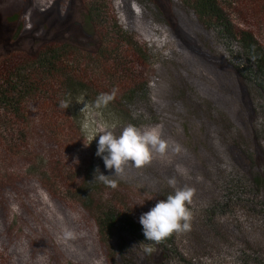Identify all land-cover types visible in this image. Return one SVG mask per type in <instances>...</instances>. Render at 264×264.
Returning <instances> with one entry per match:
<instances>
[{
  "label": "trees",
  "instance_id": "obj_1",
  "mask_svg": "<svg viewBox=\"0 0 264 264\" xmlns=\"http://www.w3.org/2000/svg\"><path fill=\"white\" fill-rule=\"evenodd\" d=\"M6 1L0 7V33L9 35L0 41V264H17L19 231L29 246L52 239L36 227L48 226L47 215L82 264H264V0H77L94 42L45 40L32 32L34 48L16 38L30 28L27 11L36 0ZM159 45L174 57L194 56L216 90L234 94L239 111L227 120L206 107L178 68L169 103L182 101L200 123L207 154L201 140L198 147L179 142L167 119L158 128L168 142L164 154L154 152L140 168L129 164L123 179L113 177L116 188L92 182L96 167L105 175L113 170L85 146L70 107L60 101L112 95L107 105L124 114L115 134L129 124L148 128L143 119L159 108L150 101L148 55ZM139 183L151 189L141 191ZM184 187L194 193L190 229L145 240L141 214ZM68 231L73 238H65Z\"/></svg>",
  "mask_w": 264,
  "mask_h": 264
},
{
  "label": "rangeland",
  "instance_id": "obj_2",
  "mask_svg": "<svg viewBox=\"0 0 264 264\" xmlns=\"http://www.w3.org/2000/svg\"><path fill=\"white\" fill-rule=\"evenodd\" d=\"M165 5L166 0H158ZM8 5L6 0H0V7ZM162 5V6H163ZM165 8L164 12L170 15L172 21L173 16L170 11ZM28 22L26 25L30 28H25L21 31L16 42L21 47L34 48L38 43L30 40V33L34 32L39 39H60L64 41L83 42L91 44L94 41V35L89 21L77 0H36L31 2L28 7ZM3 25L8 26V20H3ZM11 26V25H10ZM8 34L0 33V41L8 38ZM1 45V43H0ZM2 46V45H1ZM167 47V46H166ZM2 49L0 47V53ZM195 53V51H193ZM149 60V74L152 86L151 102H156L159 106L158 111L143 119V122L148 127L159 128L161 124L165 123L167 119L170 120L172 127L170 132H174L179 142L183 144L192 145L195 143L198 147L199 140L202 141V129L200 123L194 116L184 107L182 101L177 100L173 104L169 103L170 95L168 91L169 83H176L175 74L176 69L183 70L184 73L190 76L191 87L194 92H199L203 95L205 106L213 107L216 111L221 112V117L230 120V117H235L239 111V101L227 91L216 90L213 76L205 70L199 61L194 56L178 55L174 57L169 55V49H164L160 45L156 48H150L148 55ZM211 61V60H210ZM211 64L218 68H223L216 60L211 61ZM227 71V70H226ZM170 85V84H169ZM246 106L245 97L242 93L240 96ZM172 101V100H171ZM69 107L73 115L75 124L79 126L87 140L91 136L97 125L104 124L113 126V130L121 124L124 119V114L118 108L110 105H102L96 107V102L89 98L85 93L76 94L71 98ZM99 137L94 139L90 145L93 152L97 150V143ZM205 139H203L204 141ZM203 141L201 146L204 148L205 154L206 146ZM136 185V183H133ZM138 188L142 191H149L150 185L138 184ZM43 198V197H42ZM50 214V213H48ZM48 226H36L37 230L47 231L52 237L47 244L40 246H29L27 239L23 233L19 231V239L16 241L17 248L20 251L16 255L17 264H82L79 259L71 257L72 255L65 250L66 240L62 238L63 229L57 227L55 218L52 215H47L45 219ZM51 222V226H49ZM55 225L52 226V224ZM37 239V238H36ZM54 243V244H53ZM67 244V243H66Z\"/></svg>",
  "mask_w": 264,
  "mask_h": 264
},
{
  "label": "clouds",
  "instance_id": "obj_3",
  "mask_svg": "<svg viewBox=\"0 0 264 264\" xmlns=\"http://www.w3.org/2000/svg\"><path fill=\"white\" fill-rule=\"evenodd\" d=\"M113 98L112 95H100L96 100V107L107 105ZM59 106L67 109L70 105L61 100ZM96 156L101 157L104 166L113 170V174L105 175L99 167L94 169V180L104 185L116 188L118 180L123 179L129 164L140 168L149 163L153 153L164 154L168 148V142L161 137L159 130L155 127L141 129L135 125L125 126L119 133L115 134L113 126L97 125L95 132L87 137L90 146L96 139ZM169 185L175 188V180H169ZM193 190L189 187L176 188L173 193L166 195V199L159 200L149 211L139 217L145 240L159 242L167 238L173 232L188 231L190 229ZM143 204V203H142ZM141 204V205H142ZM65 238H73V233L65 232Z\"/></svg>",
  "mask_w": 264,
  "mask_h": 264
}]
</instances>
